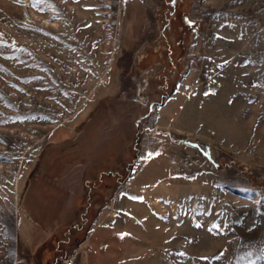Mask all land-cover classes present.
<instances>
[{"label":"rangeland","instance_id":"374dc122","mask_svg":"<svg viewBox=\"0 0 264 264\" xmlns=\"http://www.w3.org/2000/svg\"><path fill=\"white\" fill-rule=\"evenodd\" d=\"M63 261L264 264V0H0V264Z\"/></svg>","mask_w":264,"mask_h":264},{"label":"snow or ice","instance_id":"6c2138e0","mask_svg":"<svg viewBox=\"0 0 264 264\" xmlns=\"http://www.w3.org/2000/svg\"><path fill=\"white\" fill-rule=\"evenodd\" d=\"M37 2L38 3H45L46 2V0H37ZM149 156H152V154L151 153H149L148 154ZM132 199H143L142 197H132ZM127 234L126 233H124V234H121V237L123 238V236H126Z\"/></svg>","mask_w":264,"mask_h":264},{"label":"built area","instance_id":"2783aa9c","mask_svg":"<svg viewBox=\"0 0 264 264\" xmlns=\"http://www.w3.org/2000/svg\"><path fill=\"white\" fill-rule=\"evenodd\" d=\"M61 264H69L68 261H63Z\"/></svg>","mask_w":264,"mask_h":264},{"label":"trees","instance_id":"16d2710c","mask_svg":"<svg viewBox=\"0 0 264 264\" xmlns=\"http://www.w3.org/2000/svg\"><path fill=\"white\" fill-rule=\"evenodd\" d=\"M116 179L118 178V177H116V176H114ZM120 177V176H119Z\"/></svg>","mask_w":264,"mask_h":264}]
</instances>
